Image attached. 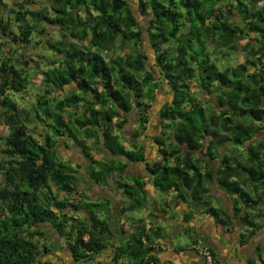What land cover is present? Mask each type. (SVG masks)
Listing matches in <instances>:
<instances>
[{"label": "trees", "instance_id": "1", "mask_svg": "<svg viewBox=\"0 0 264 264\" xmlns=\"http://www.w3.org/2000/svg\"><path fill=\"white\" fill-rule=\"evenodd\" d=\"M35 3L15 2L6 15L0 7V264H36L59 238L77 264L157 260L164 229L132 220L114 242L113 200L79 189L82 168L95 185L121 190L123 214L142 208L152 185L206 205L221 223L239 219L247 242L264 229V0ZM48 25L61 38H46ZM44 41L50 59L20 51ZM239 45L243 61L233 65ZM37 74L41 88L24 108L13 93L27 92ZM165 85L161 130L152 134ZM62 146L78 147L86 163L65 158ZM131 164L144 171L129 175ZM212 184L231 198V214L207 203ZM256 249L264 259V244Z\"/></svg>", "mask_w": 264, "mask_h": 264}, {"label": "crops", "instance_id": "2", "mask_svg": "<svg viewBox=\"0 0 264 264\" xmlns=\"http://www.w3.org/2000/svg\"><path fill=\"white\" fill-rule=\"evenodd\" d=\"M148 144L151 146L150 142ZM150 146V153H152L153 147L150 148ZM154 150L156 149L154 148ZM129 167L133 168L132 175L144 171L143 164H131ZM90 196L92 197V195ZM105 197H111L113 200L114 242L124 241L128 237L133 228V221L144 219L148 229L154 230L158 226L164 229V235L154 242L157 260L152 264H205L202 254L193 248V241L197 237L204 239L210 250H213L212 254L224 264H264V259L260 257V253L256 249L260 244L259 241H256L257 235L250 241H245V237H243L245 226L239 219L228 221L229 224L221 223L215 215L206 212V205L175 200L173 191L160 194L152 185H148L147 201L142 208H139L142 209V213L134 210L123 214L121 209L128 204L125 196L119 200H115L112 195ZM207 201V203H211L210 206L222 208L231 214V198L217 184H212L210 197ZM118 203H120L119 206H117ZM136 210L138 211V209ZM226 217L227 215L224 216V219L228 220ZM49 235L54 238L57 233L50 228ZM61 240L59 238L54 241L56 249L52 253L42 256L40 262L36 264H77L70 256L68 249L64 247L65 242L61 243ZM110 252L113 251L107 249L102 257H106Z\"/></svg>", "mask_w": 264, "mask_h": 264}, {"label": "rangeland", "instance_id": "3", "mask_svg": "<svg viewBox=\"0 0 264 264\" xmlns=\"http://www.w3.org/2000/svg\"><path fill=\"white\" fill-rule=\"evenodd\" d=\"M25 2V0H4L5 3H1L0 2V7H1V12L6 15L7 14V11H8V8L9 7H16V4L15 2ZM139 0H131L132 4L134 5L135 8L138 7L137 3H138ZM6 4V5H5ZM47 4V0H36V3L33 5V7H42V6H45ZM140 14H141V17H140V20L142 21L143 24H147V15H143L141 13V11L139 10ZM49 34L46 35V38L52 40V41H56L58 40L60 37V34L58 32V30L56 29V27H52V26H49L48 25V28H47ZM146 32H145V35L143 37L144 39V46L145 48L147 49H151L150 48V44H149V41H147L146 39ZM35 39L38 40L39 38L37 37V35H35ZM45 39V38H43ZM38 44V43H37ZM243 44V43H242ZM119 45V44H118ZM242 46L243 45H239L238 46V53L237 54H234L231 56V59H230V62L233 64V65H236L237 63H240L243 61V51H242ZM126 50L128 49L127 47L125 48ZM20 51H23V52H27L25 54H28L29 56L33 57L34 59H38V57L40 56L39 54L41 55H47L48 59L51 58V51L48 49V43L46 41H44L43 43H40V45H32L30 47V50L29 51H25V50H20ZM119 52L122 54V50L119 49ZM40 74H37L33 79V83L30 85L29 87V90L27 92H20V93H13V98L15 100H17L21 106H23L24 108H27L31 105L32 102L35 101V92L38 91L41 87H40V78H39ZM168 86L165 85V87L160 90L158 96H157V99L153 105V107L151 108V121H150V130L149 132L154 134V133H158L160 130H161V127H160V121H161V118L158 114L159 112V108L160 106L163 104V99L165 97H168ZM210 98L209 96H205V99H208ZM135 117H136V112H133L130 114V118L132 120V122H129L126 127L124 128V134L126 135L127 138H131L132 136V131H133V128L135 126ZM39 132H42V129H39L38 130ZM7 134V130H6V127H4L3 125H0V140H1V148H3V143H4V137L6 136ZM262 135H264V131L262 133ZM2 138V139H1ZM150 142V141H148ZM62 149H63V152H64V157L65 158H70L74 163H78V162H84L83 158H82V155L80 153V149L76 146H73V149H67L65 146H62ZM1 152H0V158L2 157L1 156ZM86 162H84L85 164ZM132 167H129L128 168V174L129 175H132L133 171H132ZM79 189L81 190H84L86 192H88L90 195H92V197H96V198H102V197H105L107 195H112L114 196V199L115 200H119L120 198H124V195L122 194V192L120 193V190L118 187H115L113 189H110V187L108 186H98V185H95V183H93V181H91L87 175L84 173V168L81 169L80 173H79ZM127 179H129L127 177ZM126 179V180H127ZM131 179V178H130ZM0 181H2L1 179V176H0ZM118 192V193H116ZM126 199V198H125ZM126 201L128 202V199H126ZM117 202V201H116ZM120 203L117 204V206H119ZM203 205V204H202ZM215 205H216V201H215ZM142 209H138L135 210V212H140L142 213L141 211ZM52 230L54 231V229L52 228ZM53 241L55 240L54 238H52ZM183 240H185V238H183ZM256 241H259L260 244H264V229L261 230L257 236H256ZM61 243L64 242V240L62 239L60 241ZM53 242H48V244L51 246ZM63 251V250H62Z\"/></svg>", "mask_w": 264, "mask_h": 264}, {"label": "built area", "instance_id": "4", "mask_svg": "<svg viewBox=\"0 0 264 264\" xmlns=\"http://www.w3.org/2000/svg\"><path fill=\"white\" fill-rule=\"evenodd\" d=\"M193 248L198 250L202 254L205 260V264H224L212 254L210 248L202 238H198L193 243Z\"/></svg>", "mask_w": 264, "mask_h": 264}]
</instances>
